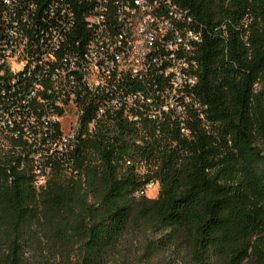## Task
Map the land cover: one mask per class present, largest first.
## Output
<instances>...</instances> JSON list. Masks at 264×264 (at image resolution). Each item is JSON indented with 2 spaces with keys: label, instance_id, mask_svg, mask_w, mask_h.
<instances>
[{
  "label": "trees",
  "instance_id": "obj_1",
  "mask_svg": "<svg viewBox=\"0 0 264 264\" xmlns=\"http://www.w3.org/2000/svg\"><path fill=\"white\" fill-rule=\"evenodd\" d=\"M174 1L202 28L195 91L205 118L192 111L186 135L167 123L102 124L78 142V173L56 166L40 189L28 149L0 150V264H36L25 255L42 237L79 248L78 264H105L133 222L162 235L130 264L175 248L185 264H264V0ZM85 28L79 21L74 44ZM128 158L154 172L138 176ZM151 179L158 195L137 196Z\"/></svg>",
  "mask_w": 264,
  "mask_h": 264
},
{
  "label": "built area",
  "instance_id": "obj_2",
  "mask_svg": "<svg viewBox=\"0 0 264 264\" xmlns=\"http://www.w3.org/2000/svg\"><path fill=\"white\" fill-rule=\"evenodd\" d=\"M79 21L86 32L74 44ZM203 39L200 23L174 0H0V150L28 149L40 189L56 166L78 173V142L102 124L167 123L188 134L192 111L205 118L195 91ZM126 163L140 177L154 172L146 160ZM152 188L158 195L160 181L136 195Z\"/></svg>",
  "mask_w": 264,
  "mask_h": 264
},
{
  "label": "rangeland",
  "instance_id": "obj_3",
  "mask_svg": "<svg viewBox=\"0 0 264 264\" xmlns=\"http://www.w3.org/2000/svg\"><path fill=\"white\" fill-rule=\"evenodd\" d=\"M72 117L68 118L71 120ZM264 147V142L262 143ZM158 188L149 190L148 196L155 197ZM162 233L153 227L133 222L125 235L105 255V264H130L138 263L143 257L145 245L149 239H158ZM42 237V236H41ZM175 249L159 252L151 259L144 258V264H185V260L176 253ZM80 249L63 246H52L42 237V241L27 246L25 257L28 262L36 264H78Z\"/></svg>",
  "mask_w": 264,
  "mask_h": 264
}]
</instances>
